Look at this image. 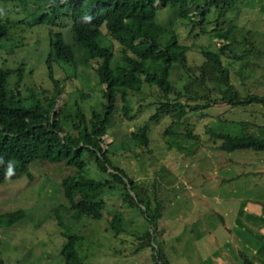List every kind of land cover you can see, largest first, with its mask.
Masks as SVG:
<instances>
[{
    "label": "rangeland",
    "instance_id": "1",
    "mask_svg": "<svg viewBox=\"0 0 264 264\" xmlns=\"http://www.w3.org/2000/svg\"><path fill=\"white\" fill-rule=\"evenodd\" d=\"M26 1L22 7L0 0V23L6 27L0 67L9 72V86L19 85L26 98L53 95L56 85L48 76L46 59L49 32L59 31L72 47L74 60L52 63L61 88L55 111L74 115L80 106L90 116V108L101 109L105 103L106 86L100 83L96 63L89 61L88 49L74 42L69 21H41L44 9L35 0ZM175 14V9L162 7L157 19L173 30L179 44L189 47L185 55L190 67L202 63L203 48L219 52L228 43L221 35L233 27V42L221 57L230 83L242 97L264 96V0H237L219 26L213 9L204 33ZM101 43L113 51V67L126 66L120 46L105 29ZM230 52L241 59H233ZM196 74L175 64L169 77L176 90L186 93L170 96L172 103L187 104L184 115L178 117L168 108L151 119L165 99L156 86L144 82L128 90L131 118L121 110L118 96L108 123L102 146L134 182L143 201L139 207L146 213L126 204L116 187L99 191L98 199L105 202L101 219L76 216L62 187L63 178L74 169L35 160L28 165L30 176L16 173L0 184V216L25 213L13 224L0 219V264H66L61 255L67 241L63 231L78 237L82 264H242L243 256L264 264V151H223L221 140L211 135L264 138V107L219 101L224 87L207 80L204 90ZM195 105L202 107L192 110ZM183 124L192 137L177 134ZM145 125L148 143L143 145L132 133ZM89 174L105 178L93 164ZM135 192L131 194L137 199ZM117 214L122 230L116 233L111 220Z\"/></svg>",
    "mask_w": 264,
    "mask_h": 264
},
{
    "label": "trees",
    "instance_id": "2",
    "mask_svg": "<svg viewBox=\"0 0 264 264\" xmlns=\"http://www.w3.org/2000/svg\"><path fill=\"white\" fill-rule=\"evenodd\" d=\"M7 1L22 7L27 2ZM35 1L42 10L44 9L40 16L41 21L46 18L47 22L61 19L69 21L74 42L88 49L89 61L96 63L95 70L100 83L106 86L103 88L105 103L101 109L90 108V116L85 115L80 106L74 115L66 114L62 109L55 111L61 88L58 79L53 75L52 63L55 60L65 63L74 60L72 47L64 42L59 31L49 32L50 52L46 59L48 76L56 85L52 96L31 94L30 98L23 97L19 85L16 84L14 88L9 86V72L0 67V184L16 173H26L30 176L28 165L35 160L64 163L74 169L72 174L63 178L62 187L64 196L76 216L101 219L105 202L98 199L99 191L102 188L113 190L116 187L121 189L123 201L130 207L138 208L143 215L146 212L139 207L143 201L134 190V182L123 169L112 163L108 152L102 146L108 123L116 111L118 96L122 100L121 110L126 118L130 119L128 90L138 89L144 82H148L156 86L165 99L161 101L151 119H158L161 113L169 111L168 108H173L178 117L184 115L187 104L180 101L172 103L170 100L171 94H186L176 90L169 79L174 65L177 64L191 76L197 73V85L204 90L207 80L218 81L219 86L224 87L219 101L233 105L258 103L264 107V96L242 97L235 91L229 80L228 68L222 64L224 49L233 42V27L221 35L228 43L219 52L203 48L202 63L190 67L185 55L189 47L179 44L173 30L157 19V12L162 7L175 9L176 17L188 21L193 28L198 26L204 33L208 14L213 9L217 12L219 26L218 21L227 16L237 0ZM103 29L110 39L120 46L125 67L112 66L114 53L101 43ZM5 36L6 27L0 23V45ZM230 54L235 60L241 59V56L234 52ZM206 97L210 99L208 94ZM200 107L202 106L195 105L192 110ZM181 128L182 131L177 133L178 135L193 136L189 126L183 124ZM146 131L145 125L133 132L132 136L146 145ZM211 135L221 140L220 149L223 151H264V138L254 135L232 136L222 132H212ZM91 164L105 175L103 180L95 179L89 174ZM132 192H135L137 199ZM24 217V211L19 210L2 215L0 219H5L7 224H13ZM120 221L118 214L111 220V227L116 233L122 230ZM59 224L61 225L60 221ZM62 235L67 240L61 249L65 263L82 264L77 249L78 237L69 231H63ZM242 264L255 263L243 256Z\"/></svg>",
    "mask_w": 264,
    "mask_h": 264
}]
</instances>
